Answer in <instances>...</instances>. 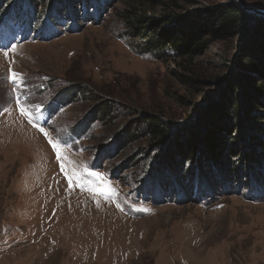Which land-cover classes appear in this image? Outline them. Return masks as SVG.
<instances>
[{"label":"rangeland","instance_id":"obj_1","mask_svg":"<svg viewBox=\"0 0 264 264\" xmlns=\"http://www.w3.org/2000/svg\"><path fill=\"white\" fill-rule=\"evenodd\" d=\"M86 1L31 0L9 11L17 0H0V47L6 35L19 42L0 49V264H264V133L218 108L232 58L245 46L262 54L264 16L247 19L245 35L210 37L193 58L160 59L142 51L135 16L180 15L179 26L233 0ZM37 15V24L56 20L53 37L30 27ZM148 115L174 126L159 148L143 133ZM228 123L242 140L220 130ZM191 136L211 149L198 195L197 163L170 152L173 139L182 146ZM215 138L244 157L212 149ZM210 157L224 161V179ZM165 158L182 162L171 176Z\"/></svg>","mask_w":264,"mask_h":264},{"label":"trees","instance_id":"obj_2","mask_svg":"<svg viewBox=\"0 0 264 264\" xmlns=\"http://www.w3.org/2000/svg\"><path fill=\"white\" fill-rule=\"evenodd\" d=\"M92 1L93 0H88V3L91 2V4H93ZM99 1L100 0H96L97 3H100ZM110 1L111 0H105L106 4ZM18 2L19 1L17 0V2L12 3L9 6L14 7ZM252 4L256 5V3ZM54 6L58 5L55 4ZM97 6L98 9L102 7L101 4ZM1 9L6 10L7 12V9L4 6H1L0 10ZM64 9H66V6H64ZM12 10H15V8L9 9V11ZM69 14L71 15V12H67V15ZM78 15L79 14L76 16ZM81 15L85 18L93 17L88 14V12L84 14L81 13ZM38 16L39 15L35 16V19H37ZM255 16L257 15L244 11L238 5L237 1L233 0V3L224 5L215 12L206 13L202 19L192 20L187 24H179V26H175V23L180 22L182 19L180 15L168 14L164 15L162 18L156 19L143 13L135 16V20L130 22V27L132 28L133 33L142 37L141 47L143 52L151 53L153 56L160 59L170 56L193 58L194 56L203 53L208 47L211 41L210 37L221 40L240 34H247L245 21L247 19H254ZM168 22L169 24L166 25ZM157 25L158 27L162 26L159 32L156 30ZM73 26L74 25L71 24V27ZM256 36L260 39L259 41L264 47V36H262L260 32H257ZM251 45L255 47L257 46L256 44ZM249 49V47H243L242 51L232 58V66L230 69H234L233 71L236 73H234L235 75H233L227 83L229 92L223 93L222 97L225 98V103L217 102L219 104V106H217L221 111V114H232L237 121L244 118L246 123L253 125V128L261 132L263 131L264 133V48L259 50L262 52L261 55L252 53ZM214 83L217 85L216 89L218 90L223 85L224 80H215ZM236 91H238L237 95H235ZM261 98L263 100H260ZM105 105L106 102L100 103L101 108H105ZM260 105H263V108H259L261 107ZM143 118V133L148 138L149 144L152 147L159 148L170 139L168 135L173 130L174 126L149 115L144 116ZM229 123L223 126L221 125L220 130L222 129V131H225V133L233 139L238 141L240 139L242 140V135L240 133L237 135L236 133L229 134ZM238 128L239 125L236 124L233 133L238 131ZM208 141H210V143H213L214 141L212 144L214 146H211L212 149L215 145L220 146V154H229L231 157L238 158L244 157L240 156V153H236V148H234V146H228L229 142L226 143L225 139L218 140L215 138V140L209 139ZM179 142H181L179 138L172 140V148H170V152L173 154L175 153L174 156H178L182 161L184 160L183 163H186L185 160H190L191 162L195 161L197 163V166H195L197 170H199V173L195 174V187L198 189L197 195L199 192L205 193L204 191L208 185V180L206 181V179L208 178L203 177V174L206 172V165H209V155H211L209 151L211 149H208L209 147L198 148L196 143L197 138L194 136L186 138L185 143L182 146H180ZM220 142L222 145H220ZM262 145L264 148V143ZM199 151L203 152L202 156ZM210 159L212 163L211 165L214 163L218 168L217 171L221 173L218 175V178L224 179L226 175L224 173L225 170H223V167L221 166L224 164L222 158L213 160V158L210 157ZM256 161L257 163L262 162L263 157L261 156L258 160H255V162ZM165 164L167 165L166 170L167 173H169V176L175 174V172L182 166V162L178 163V161H170L168 158L164 159V165ZM258 173L260 174V172ZM250 179H252L251 176H249L248 180Z\"/></svg>","mask_w":264,"mask_h":264},{"label":"snow or ice","instance_id":"obj_3","mask_svg":"<svg viewBox=\"0 0 264 264\" xmlns=\"http://www.w3.org/2000/svg\"><path fill=\"white\" fill-rule=\"evenodd\" d=\"M7 54H8L7 52L4 53L5 56H7ZM9 71L12 73L11 78L13 79V81H15L17 74L15 72H13L11 69H9ZM17 104H20V101H17ZM20 111L24 115H30L29 113H27L26 109L23 108V107L20 108ZM39 130L42 133H44V135L47 137L48 134L45 132V130L43 128H40ZM48 142L51 145V147L54 150V152L56 153V156H57L58 161H61L62 160V153H61V145L59 144V142L53 141L50 138H49ZM60 166H61V170L62 171H65V164L63 162H61V165ZM66 175H67V173H66ZM89 175H91L93 177H100L101 176L100 173H95V172H90ZM73 176H75V173H73L72 176H69L68 177L69 182H70V185L73 182Z\"/></svg>","mask_w":264,"mask_h":264},{"label":"water","instance_id":"obj_4","mask_svg":"<svg viewBox=\"0 0 264 264\" xmlns=\"http://www.w3.org/2000/svg\"><path fill=\"white\" fill-rule=\"evenodd\" d=\"M238 5L246 12L255 14V15H260L264 16V8L258 7L254 4H249L245 0H236Z\"/></svg>","mask_w":264,"mask_h":264},{"label":"clouds","instance_id":"obj_5","mask_svg":"<svg viewBox=\"0 0 264 264\" xmlns=\"http://www.w3.org/2000/svg\"><path fill=\"white\" fill-rule=\"evenodd\" d=\"M25 1H26V0H25ZM27 1H28L29 5L32 4L31 0H27ZM20 2H21V0H20L17 4H20ZM14 7H16V5H15ZM14 7L10 6V8H14Z\"/></svg>","mask_w":264,"mask_h":264}]
</instances>
